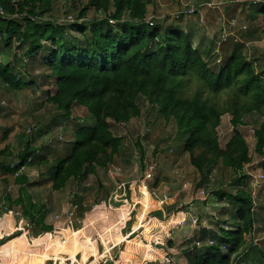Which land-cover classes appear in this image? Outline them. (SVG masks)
<instances>
[{
    "label": "trees",
    "instance_id": "16d2710c",
    "mask_svg": "<svg viewBox=\"0 0 264 264\" xmlns=\"http://www.w3.org/2000/svg\"><path fill=\"white\" fill-rule=\"evenodd\" d=\"M76 1L79 5L82 2ZM147 4L143 0H88L79 11V19L94 7L107 13L106 18L59 25L49 19L41 20V15L51 10L50 0H0L5 13V17H0L1 45L10 48L12 41L17 39L25 58L34 62L39 59L40 67L49 74L47 78L56 80V92L49 103L58 108L62 120H70L74 105L85 108L92 119L90 125L75 126L68 154L52 164L53 172L48 181L53 190H59L70 179L85 180L92 173L93 163L104 165L106 160H112L123 150L121 138L110 133L107 121L126 124L139 117V98L155 107L157 114L165 120L173 121L175 139L180 141V150L189 155L192 167L203 174L221 160L224 166L234 168L237 178L233 182L238 185L245 178L241 175L242 168L251 161L248 148L243 137L234 132L226 150H221L216 130L221 117L227 113L234 129L241 124L243 110L236 104L247 98L246 112H256L263 119L253 135L256 140L254 153L261 157L264 146V54L259 56L253 52L247 58L235 45L232 54L217 70L210 69L199 52L192 48L189 35L177 26H148L144 21ZM109 6L112 12H109ZM124 13L128 20H122ZM255 13L262 18L264 35V4ZM194 81L200 83L199 88L184 97L186 86ZM0 83L13 89L27 85L13 69L2 65ZM203 91L213 96L232 91L230 107L220 110L210 104L208 98H203ZM57 131L63 136L65 126H58ZM137 138L136 142L140 143L142 138ZM35 153L37 150L26 143L17 156V166L10 168L2 164L1 169L14 173L27 164L44 159ZM21 179L24 178L18 181ZM26 196L27 201L18 197L16 204L30 222L32 234L42 233L34 238L25 231L26 236L11 238L15 225L21 230L26 227V222L20 219L17 223L13 214H3L0 238L7 237L0 245L3 264H24L33 259L31 262H38L39 252L29 256L31 249L50 239V227L44 224V214L30 196ZM216 196L217 200H226L233 207L231 215L236 229H219L210 241L201 238V247L194 244L185 252L188 264H234L245 244V236L250 238L253 232L254 202L248 190L230 186L218 191ZM82 201L76 197L72 202L80 208V213ZM27 239L34 245L30 246ZM76 252L69 254L67 264H75Z\"/></svg>",
    "mask_w": 264,
    "mask_h": 264
},
{
    "label": "rangeland",
    "instance_id": "374dc122",
    "mask_svg": "<svg viewBox=\"0 0 264 264\" xmlns=\"http://www.w3.org/2000/svg\"><path fill=\"white\" fill-rule=\"evenodd\" d=\"M50 1L51 10L46 15H41L42 21L49 19L59 25H66L101 20L107 16V13L94 7L88 9L86 16L79 19V11L88 0H81L80 5L76 0ZM146 2L148 4L145 15L153 16L156 26H181L180 30H183L182 27H187L186 22L192 15L185 17L179 14L178 18H175V13H182L187 9L194 10V7L188 4L191 0H146ZM193 2H206L205 6L208 11L211 9L222 12L221 20L216 19L210 24L211 28L207 31L213 40L209 48L210 53L206 55L202 52V58L210 69L217 70L219 68L225 60L222 59L220 51L230 45L233 48L235 45L237 48L239 46L238 52H242L247 58L253 52L259 56L264 54V35L254 42L245 38L251 24L247 18L250 10L248 8L242 10L239 6L240 4L259 5V2L256 0H248L244 3L233 0H193ZM229 5H236V13L226 16L224 9ZM261 6L263 4L259 5V7ZM109 12H112L111 6H109ZM122 20H128L126 13L122 15ZM231 20L234 22L232 28L234 30H226L228 22ZM203 25V20H199L197 32ZM222 30H225L229 35L226 42L219 44V35ZM71 34L74 33L71 31ZM17 42V39H14L10 48H5L0 43V65L13 69L14 73L24 78L25 84H27L22 89H13L6 88L0 83V165L15 168L18 164L17 156L23 151L26 143L37 150L35 156H44V159L36 160L35 162H40L33 163L32 166L27 164L14 173L1 171L0 219L3 214L11 213L17 220H25L27 230L28 226L31 228L30 222L21 213L20 205L16 204L18 197L27 201L26 194H28L31 201L44 214L43 221L50 227L48 232L52 235L53 244L57 239L63 237L62 239L67 240L71 233L75 234V238L70 239L73 242L69 241L67 249L60 253L62 260L57 261L56 264L67 263L66 260L70 257L69 250L73 246L77 250L76 264H91L93 261L91 250L94 251L93 249L97 250L98 261L96 264H117V250L121 245L113 247L110 238H108L103 240L106 244V247H103L104 245L98 240V235L95 233L101 222L98 221V210L111 215L107 225L105 224V229H108L110 234L119 233L117 228H121L119 230L122 231L129 219L131 220L129 224H131L132 218L137 215L143 222L149 219L159 221L163 226L162 230H168L170 233L182 229L173 237L174 242H182L181 246L191 250L190 248L194 244L201 247L202 243L200 239L196 238H192L191 241L190 239L189 241L185 240L186 232L190 228H194V230L200 228L199 230H207L213 234L218 231L217 228L233 231L236 229L234 226H230L227 221L217 220L219 214H224L223 211L227 208L228 201L217 200L216 193L229 189L230 186L235 188L237 185L238 188L248 190L251 194L254 202L256 229H253L250 238L245 236V244L236 255L234 264H264V223L260 215L264 211V178L259 179L260 175L264 176L262 167L264 165V146L261 157L257 156L254 153L256 140L253 137L263 119L256 112H246L249 103L247 98L240 99L236 104L243 110L240 116L241 124L234 129L231 126V116L227 113L221 117L220 125L216 130L221 150H226L227 142L234 132H238L243 137L248 148L251 161L242 168L241 175H245V178L239 185L233 182L237 178L234 168L224 166L221 160L200 174L190 165L189 155L180 150V141L175 139L173 121L165 120L163 116L157 114L155 107L148 104L144 98H139L137 100L139 117L130 119L126 124L107 121L110 133L114 137L121 138L123 150L114 155L112 160L111 158L106 160L104 165L93 163L92 173L85 180L70 179L59 190H53L48 181L53 172L52 164L59 157H65L68 154L75 126L90 125L92 119L85 108L74 105L70 110V120H62L58 108L49 103V99L56 92V80L47 78L49 74L40 67L39 59L34 62L25 58L24 49H19ZM199 86V82H191L186 86L183 96L191 95ZM202 95L203 98L209 99L210 104L220 110H226L231 105L229 102L233 92L225 91L213 96L203 91ZM58 126H65L61 140L56 139ZM145 127L148 132L140 143L136 142L137 136L143 132ZM29 128L35 130L28 133ZM19 178L24 179L18 181ZM76 197L83 200L80 206L81 213L80 208H76L72 203ZM104 205H106L105 209ZM107 209L110 210L107 211ZM126 216L129 218H126L124 222L120 221L121 217ZM195 221L196 223H194ZM54 229L55 231H53ZM81 229H83L82 233L86 240L77 233ZM129 229V234H131L134 230L128 227L127 231ZM29 231L32 233L31 230ZM87 240L90 244L86 243ZM138 241L143 243L142 238H139ZM96 242L101 247L97 248ZM48 243L46 246L49 248ZM151 243L153 248L154 241ZM53 244H50V249ZM132 247L136 249L137 246ZM145 248H139L142 258L147 252L148 256L150 254L148 245ZM222 249L226 251L227 248L223 247ZM107 254L110 258L106 257ZM174 255L176 257L173 258L169 254L163 253L161 257L171 261L175 259V262H179L177 264H185L180 251L173 253Z\"/></svg>",
    "mask_w": 264,
    "mask_h": 264
},
{
    "label": "crops",
    "instance_id": "0c3cea01",
    "mask_svg": "<svg viewBox=\"0 0 264 264\" xmlns=\"http://www.w3.org/2000/svg\"><path fill=\"white\" fill-rule=\"evenodd\" d=\"M234 2H238V3H244V1H248V0H233ZM256 2H259L260 4H264V0H256ZM206 3V2H205ZM205 3H198V2H193V0H191V2H189L188 4H190V6L194 7V14L192 15V17L186 22L187 27H182V31L187 33L190 37V42L192 45V48L195 49L196 51L199 52L200 56L202 57V52L204 54H209L210 53V46L213 43V40L211 38V35L209 34V32H207L208 30H210V24H212L216 19L217 20H221V16H222V12L218 10V12L216 10H211L209 9V11L206 8V4ZM259 4V5H260ZM259 5H253V6H246L245 4H240L239 6L242 8V10H245V8L249 9L250 14L248 13L247 18L250 21V26H249V31L246 33L245 38L250 40L251 42H254L256 40H258L259 38H261V36H263L261 30H262V18L260 15L256 14L255 12L258 11V9L260 8ZM236 5L232 6H226V8L224 9V12L227 15H234L236 13ZM156 7V6H155ZM239 7V8H240ZM179 9V7H178ZM253 11V12H252ZM197 16V17H195ZM149 17V15L145 16ZM197 18V19H196ZM202 21L204 22V25L200 28L201 30L199 32H197V25H198V21ZM261 22V23H260ZM259 23V24H258ZM206 24V25H205ZM179 29H181V26L179 27ZM220 29V27H219ZM234 30V29H232ZM219 31V30H218ZM255 34V35H254ZM209 35V36H208ZM207 37V38H206ZM233 51V47L227 46L225 48H222L221 52V56L222 59H226L228 58ZM203 59V58H202ZM214 70V69H213ZM69 151V150H68ZM29 166H32V164H29ZM264 166V165H263ZM262 166V167H263ZM1 165H0V175H1ZM4 179V178H3ZM143 198V197H142ZM0 203H2L0 201ZM2 205H0L1 207ZM227 208H225V211H223L224 214H219L217 220L220 221H227L228 224H230V226L233 227L234 225V221L232 220V212H233V207L231 205H226ZM99 214V218L98 221H101L97 227L98 230L95 231V233L98 235L97 237L99 238L98 240H100V242H102V244L104 245L103 247H106V244L104 243L103 240H107L108 238H110L111 240V245L114 247L115 245H121L120 249H118L117 251V264H162V259L164 257H161V255L164 254H169V256H172L173 258L176 257L175 255L173 256V253L180 251L181 255H182V259L184 260L185 264H188L187 262V253H185L188 249L184 248V246L182 244V242H178L175 243L173 237L177 235V232L179 230L182 231V229H178L176 232L170 233L168 230H162V225L159 221L154 220V219H147L148 221H142L141 218L139 216L136 215V217L132 218V222L130 223V219L129 222L126 224L125 228L120 231L119 229L121 228H117L119 233L116 234H110V231L106 228L108 219L111 218V215H109L108 213L104 214V212H97ZM228 215H227V214ZM123 214V211H122ZM261 215V220L264 223V213L260 214ZM15 217V215H13ZM129 217H127L128 219ZM20 219H16L15 221L18 223ZM114 221V220H113ZM106 224V225H105ZM208 224V223H207ZM210 225V224H209ZM27 227V226H26ZM25 228H21V230L16 227H14V231L11 236V238H17V237H21V236H26L25 231H27V233H29L30 236L36 238L35 236L38 235H33L32 233H30V228L28 226V230ZM128 227H131V229H133L134 231H132L131 234H129V231H127ZM141 227V228H140ZM138 228H140L139 230H137ZM200 229V228H199ZM194 230V228H190V230H188L186 232V238L185 240H189L192 238H196V239H209L212 236L214 237L216 234L219 233V228L217 232H215L214 234L211 232H208L207 230ZM203 229V228H202ZM254 229H256L255 226V221H254ZM215 230V229H214ZM231 230V229H230ZM180 231V233H182ZM126 232V233H124ZM42 233V232H41ZM78 235L81 236V238H84L86 240V238L84 237V234L81 233V231H77ZM99 233V234H98ZM132 235V236H131ZM260 235V234H259ZM128 237H131L128 239ZM63 238V237H62ZM57 239L55 240L54 244L52 243L51 239H52V235L50 236L49 239V248L47 245V243L45 244L44 242H42L38 247L36 248H32L31 251V255L29 256H34V254L38 251L39 252V258L40 260L38 262H31L34 261L33 260H27L25 261L24 264H56L57 261L62 260L60 259V253L64 250L67 249V243L69 241H71L70 239H74L75 238V234L71 233V235L69 236V238L67 240L65 239ZM94 238V237H93ZM125 238V239H124ZM142 238V241L144 245H142L141 243H139L138 239ZM264 238V237H263ZM165 239V240H164ZM7 240V237H1L0 238V245L4 244V242ZM97 241V239H94ZM29 245L31 244L32 246L34 245L32 243V241L28 240ZM51 241V243H50ZM89 240H87V244H90L88 242ZM154 241L153 244V248L150 244H152L151 242ZM73 242V240L71 241ZM50 244L52 245V249H50ZM75 244V243H74ZM97 244V248L101 247L100 244L98 242H96ZM170 244L172 246H170ZM30 245V246H31ZM131 245V246H129ZM148 245V248H150V254L148 256V252L146 253V255L144 256V258L140 257L141 252L139 251V248H144ZM44 246V247H43ZM91 246V245H90ZM132 246H137L136 249H133ZM170 246V247H169ZM0 249H2L0 247ZM50 250V251H49ZM94 251L91 250L92 252V258L95 262V264L97 263V254H96V249H93ZM1 251V250H0ZM76 251V248L73 246V248H71L69 250L70 253ZM90 252V253H91ZM127 252V253H126ZM48 253V255H47ZM247 253V252H246ZM86 256V254H85ZM102 257V256H100ZM106 257H108V254L106 255ZM110 258V256L108 257ZM57 259V260H56ZM77 262H75L76 264ZM173 264H177L179 262H175V259L172 261ZM0 264H3V262L0 260Z\"/></svg>",
    "mask_w": 264,
    "mask_h": 264
},
{
    "label": "built area",
    "instance_id": "2783aa9c",
    "mask_svg": "<svg viewBox=\"0 0 264 264\" xmlns=\"http://www.w3.org/2000/svg\"><path fill=\"white\" fill-rule=\"evenodd\" d=\"M143 1H146V0H143ZM195 12H194V10L193 9H187L185 12H182V13H180V12H176L175 13V18H178V16H179V14H182V15H184L185 17H189V16H191V15H193ZM0 17H5V13H4V10H3V8L0 6ZM144 21L148 24V26L149 27H151V28H153L154 26H155V18L153 17V16H149V17H146L145 19H144ZM234 27V22L231 20V21H229L228 22V27L226 28V30H231L232 28ZM228 33L225 31V30H222V32L220 33V35H219V44H221V43H224V42H226V40H227V37H228ZM34 131L35 129L34 128H29L27 131ZM60 131V130H59ZM148 132V129L145 127L144 128V130H143V132H141V134L139 135V137L140 138H143L145 135H146V133ZM58 138V139H57ZM56 139L57 140H61V135L59 134V133H57L56 134ZM49 143H51V141H49ZM263 157H264V153H263ZM264 178V176L263 175H260L259 176V179H263ZM257 184V183H256ZM122 199V198H121ZM126 199V198H125ZM109 200V202H110V199H108ZM124 201V200H123ZM109 202H108V206H109ZM115 202H118V201H115ZM106 208V205H104V209ZM108 210H110V209H107V211ZM122 215V214H121ZM127 218V216L126 217H121V220L120 221H123L124 222V220ZM194 223H196V221L194 222ZM53 231H55V229L53 230ZM79 231H81V233H82V231H83V229H81V230H79ZM67 264V263H66ZM91 264H95V262H94V260L91 262ZM162 264H173L172 263V261L171 260H169L168 258H163L162 259Z\"/></svg>",
    "mask_w": 264,
    "mask_h": 264
}]
</instances>
